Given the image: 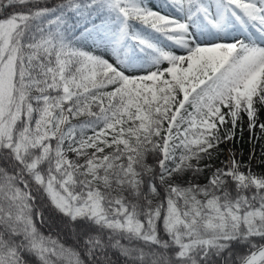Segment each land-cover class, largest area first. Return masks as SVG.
<instances>
[{"label": "snow or ice", "instance_id": "snow-or-ice-1", "mask_svg": "<svg viewBox=\"0 0 264 264\" xmlns=\"http://www.w3.org/2000/svg\"><path fill=\"white\" fill-rule=\"evenodd\" d=\"M262 117L264 0H0V264H264Z\"/></svg>", "mask_w": 264, "mask_h": 264}, {"label": "rangeland", "instance_id": "rangeland-1", "mask_svg": "<svg viewBox=\"0 0 264 264\" xmlns=\"http://www.w3.org/2000/svg\"><path fill=\"white\" fill-rule=\"evenodd\" d=\"M262 119H264V117H262ZM256 132H257V135H259V129H257ZM243 137L249 141V144L250 145H249V147L247 149L236 148L233 145H232V147L237 152V155L240 156L241 159H243L245 162H247L248 161V157H249V153H250V151L253 148V142H250V140H249V133H248L246 127H245V130H244ZM261 144H264V141H260L259 143H256V145H255L257 156H259V154H260V145ZM226 155H227V152L221 154L220 157H219V159L216 160V161H214V163L217 166H219L220 160H223ZM252 167L257 172L261 171V169L264 168V166L258 165L255 159L252 160Z\"/></svg>", "mask_w": 264, "mask_h": 264}, {"label": "trees", "instance_id": "trees-1", "mask_svg": "<svg viewBox=\"0 0 264 264\" xmlns=\"http://www.w3.org/2000/svg\"><path fill=\"white\" fill-rule=\"evenodd\" d=\"M238 139L237 141L233 144L234 147L236 148H241V149H247L249 147V141L247 139H245L244 137L240 138L239 137V132L237 133ZM57 221L55 220H50L49 221V225L46 227H43V231L45 232V234H53L56 235L57 233L60 232V229L57 228ZM62 238L63 234L61 233ZM67 243H71V239L70 238H65Z\"/></svg>", "mask_w": 264, "mask_h": 264}]
</instances>
